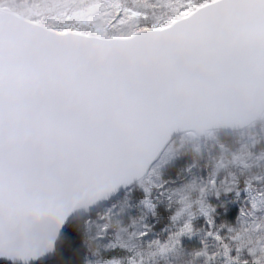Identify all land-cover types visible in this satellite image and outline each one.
I'll return each instance as SVG.
<instances>
[{
  "label": "snow or ice",
  "instance_id": "obj_1",
  "mask_svg": "<svg viewBox=\"0 0 264 264\" xmlns=\"http://www.w3.org/2000/svg\"><path fill=\"white\" fill-rule=\"evenodd\" d=\"M0 264H264V0H0Z\"/></svg>",
  "mask_w": 264,
  "mask_h": 264
}]
</instances>
